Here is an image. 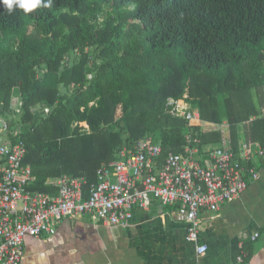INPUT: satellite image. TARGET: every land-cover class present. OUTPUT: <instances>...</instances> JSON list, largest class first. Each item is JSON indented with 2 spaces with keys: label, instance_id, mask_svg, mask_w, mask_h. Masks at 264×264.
Returning <instances> with one entry per match:
<instances>
[{
  "label": "trees",
  "instance_id": "1",
  "mask_svg": "<svg viewBox=\"0 0 264 264\" xmlns=\"http://www.w3.org/2000/svg\"><path fill=\"white\" fill-rule=\"evenodd\" d=\"M257 87L264 0H52L31 12L0 4V116L25 145L38 191L54 193L46 182L64 175L94 184L102 164L140 139L158 142L162 157L182 152L187 134L199 148L218 144L223 95L232 148L242 124L246 144L264 149ZM168 98L190 104L202 124L168 115Z\"/></svg>",
  "mask_w": 264,
  "mask_h": 264
},
{
  "label": "built area",
  "instance_id": "2",
  "mask_svg": "<svg viewBox=\"0 0 264 264\" xmlns=\"http://www.w3.org/2000/svg\"><path fill=\"white\" fill-rule=\"evenodd\" d=\"M11 110L19 113L20 106ZM165 111L189 126L200 123L199 112L186 101L168 98ZM220 133L218 144L203 148L187 134L182 152L164 157L158 142L140 139L102 164L94 184L87 187L85 177L64 175L48 180L55 192L46 193L35 190V178L24 164L25 145L11 139L9 124L0 116V264H21L26 241L51 242L64 219L87 217L103 227L122 228L135 210H147L152 201L176 208V221L186 226L185 241L195 246V264H203L208 248L199 238V213H216L238 201L259 180L254 160L264 156L260 146L233 149L229 132L222 128ZM244 257L232 264H245Z\"/></svg>",
  "mask_w": 264,
  "mask_h": 264
},
{
  "label": "crops",
  "instance_id": "3",
  "mask_svg": "<svg viewBox=\"0 0 264 264\" xmlns=\"http://www.w3.org/2000/svg\"><path fill=\"white\" fill-rule=\"evenodd\" d=\"M238 127L237 150L245 141L244 128ZM254 162L259 180L238 201L216 213H199V238L208 248L203 264H232L240 254L249 256L247 264H264V168L261 158ZM175 211L152 201L147 210H135L125 232V227H103L87 217L64 219L51 242L26 241L21 264L29 256L39 257L41 264H195V246L185 241L186 226L176 221ZM254 233L259 237L252 242Z\"/></svg>",
  "mask_w": 264,
  "mask_h": 264
},
{
  "label": "rangeland",
  "instance_id": "4",
  "mask_svg": "<svg viewBox=\"0 0 264 264\" xmlns=\"http://www.w3.org/2000/svg\"><path fill=\"white\" fill-rule=\"evenodd\" d=\"M100 7H101V9L103 10V11H105V12H110L111 11V8L110 7H108V6H102V5H99ZM115 7H116V5H114L113 6V8L115 9ZM102 11H100V14H99V16L100 17H102V18H104V16H105V14L104 13H101ZM121 13H123L124 12V9L123 10H121L120 11ZM86 19H87V21L89 22V20H90V15H87L86 16ZM102 19H99V22L101 21ZM88 52H90V53H92V49H88ZM258 89H262L261 90V92L263 93V96H264V89L263 88H260V87H257V90ZM252 99H253V105H254V107L256 108V110L258 109L259 110V113H260V115L262 116V117H264V108H262V107H260V105H259V101H260V96H259V94L254 90V89H252ZM227 97V95H223V96H220V97H218V104H219V107H218V111H219V115H220V117H221V124H220V126H219V128L220 129H225V130H227V132H228V129L226 128V125H225V122L227 121V118H226V109H225V106H224V104H223V101H224V99ZM261 100H262V98H261ZM43 111H45V109L43 110ZM46 112H48V111H46ZM45 114V113H44ZM47 114V113H46ZM198 124V123H197ZM200 124H202V123H200ZM199 124V125H200ZM223 124V125H222ZM198 125V126H199ZM85 126H87V125H84L83 126V128H84V130H85ZM242 124H240V127L242 128ZM238 126H237V133H238ZM244 128V127H243ZM240 129V128H239ZM242 130V129H241ZM244 131V139H245V129L243 130ZM149 135H151V136H158V133L157 132H152L151 134H149ZM125 137V136H124ZM123 137V138H124ZM242 148L243 147H248L249 145H247L246 144V142L244 141L243 143H242ZM264 151V150H263ZM260 168H264V156L263 157H261V167ZM83 224H85V223H87V221L86 220H83V222H82ZM125 229H126V227L124 228V232H125ZM255 234V233H254ZM253 234V235H254ZM258 234V233H257ZM252 235V236H253ZM251 236V237H252ZM250 237V238H251ZM258 237H259V234H258ZM258 237L255 239V241H257V239H258ZM250 240V239H249ZM85 245H87V242H86V244ZM38 246V245H37ZM39 247V249H40V246H38ZM41 248H45V249H48L46 246H41ZM238 256H241V254L240 255H238ZM237 256V257H238ZM236 257V258H237ZM33 260H35L36 261V264H41L40 263V258L39 257H36V258H32V259H30V256L29 257H27V259L25 260V262L23 263V264H33ZM236 260V259H235ZM63 262H61V264H62ZM53 264H56V263H53Z\"/></svg>",
  "mask_w": 264,
  "mask_h": 264
},
{
  "label": "clouds",
  "instance_id": "5",
  "mask_svg": "<svg viewBox=\"0 0 264 264\" xmlns=\"http://www.w3.org/2000/svg\"><path fill=\"white\" fill-rule=\"evenodd\" d=\"M52 0H0L2 4L9 12L14 8H19L25 12H31L38 6L51 7Z\"/></svg>",
  "mask_w": 264,
  "mask_h": 264
}]
</instances>
